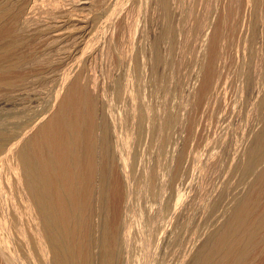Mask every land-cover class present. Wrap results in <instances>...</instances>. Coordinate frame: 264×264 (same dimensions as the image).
<instances>
[{
    "label": "bare ground",
    "instance_id": "bare-ground-1",
    "mask_svg": "<svg viewBox=\"0 0 264 264\" xmlns=\"http://www.w3.org/2000/svg\"><path fill=\"white\" fill-rule=\"evenodd\" d=\"M43 1L44 0H42V3ZM49 1L47 0L46 2L49 3ZM54 1L56 0H53V2ZM152 1V4L156 6L155 8H157L156 10L159 13V19L161 17L163 20V31L160 29L162 32V37L159 36L161 37L160 40L163 41L164 39V42L166 40V44H169L168 48L166 50L163 49V51L161 49L162 46L160 48L158 47L160 46L157 45L159 43H155V46L152 45L154 42H151L152 44L149 43L150 40L153 41V38L149 39L148 37L149 44L145 45L146 43H144L145 47L142 44L141 46L143 49H139L141 47L139 46V50L136 51L137 48L134 47H136L137 42H134V40L135 38L140 39L139 35V37L135 36L137 32H141L140 29L138 31V28H140L141 25L140 27L134 24L131 25L132 22L129 23L131 26L128 25V27H130L126 28V33L121 32V34H119L118 31H115V33L118 34H114L116 35L114 36L113 29L111 30L113 31L112 34H108L107 31L106 33L103 32L102 34L101 32H98V29L95 25L92 27L85 26L80 28H76L75 26L74 28L72 23H70L72 26H66L65 24L67 21L70 22L68 19H71L73 16V18H75L76 13L74 15V13H72L73 11H70L71 13L69 15H73L71 18H69L68 12L64 11L65 9H61L62 6L58 8L59 11H56L58 13H56L54 10L53 12L55 13H53L51 8L50 10L52 13L50 17L46 15L48 18L43 14L41 15V19L40 17L37 18L39 16H37V14H39L37 9H40L38 8L39 5L40 7L43 4L44 6L47 5L46 2L41 4V0H17L15 2L16 4H12V6L7 4L5 0L7 5H0V101H5L8 98H12V100H14V98L24 95L22 92L25 90L24 88H26V82L28 84V79L35 77L36 72L34 73V70L36 69L37 65L38 68H41V64H43L47 68L51 67L52 69V66L61 60V57L57 58V55H59V53L61 54V52H63L62 54L64 56L67 54L65 51H62L61 48L60 50L58 49V42L61 43L64 40L63 42L65 44V39L70 36V39L73 37L77 43V45L74 44V46H76L74 50H77L78 46L80 49L84 46V40L87 36L89 38H87L88 40L86 42L91 43V48H93L95 44L96 48L98 45L102 46L103 49L99 46L98 47L100 50H103V52L105 49H109L111 52H108V54L111 53L110 59L112 60L110 64L111 67L108 66L111 69L110 72L102 71V74L100 70L99 72L101 73L99 74L98 72V75H101V78L99 79V76L96 77L97 70L94 71V67L92 68V71L95 73V75H92L87 69L88 67L82 63L83 57L86 58L87 55L84 56L81 54L83 57L80 56V58H82L80 61V58L76 59L79 56L75 52L77 55H75L73 59L75 58L77 61H75V59L72 60L75 62L74 65L71 63L73 66H70L67 64L68 62H65L69 67L65 65V67H68V69L62 68L65 71L67 70V72L64 71V75L62 74L63 72L61 74L63 77L66 76L68 80L65 86H63L60 92H58L56 95V105L55 110L53 111L54 113H52L51 116L49 115L47 118L44 117L45 120L43 118L40 119V121L38 120V122L36 121L37 123L34 122L35 126L30 129V134H28V131L26 130L25 133L20 135H12L0 131V257L3 258L5 264H25L22 263L20 252L13 246V231H16L20 241L24 242V250L27 248V253L24 251L25 256L27 254L28 256L32 257V251H34L33 248L35 247L37 250L35 252L39 253L38 255H40L39 257L41 258L42 264H122L121 262L123 255L120 250V241L122 238V233L124 232L122 224L125 211L123 206L125 186L121 180L126 177L127 165L130 161V157L125 155V149L127 148L129 141L136 137L134 134L137 130L140 132L138 135H141L144 140H152L153 138L151 139V137H153L155 134L163 137V133L171 129H179V133L181 135L182 133L184 134V132H187V140L190 143H193L197 137V134L201 128V125H199L200 122L198 123L196 119L198 118L197 116L196 118H189L190 120H188L187 115L185 116L184 114L181 115L178 113L179 118H177L176 115L170 116L166 110L164 111L165 108L158 116H156L154 112L156 118H154L152 115L153 107L151 105L152 102L150 98L152 97V94L160 95V93L163 94V92L165 94L168 81V78L166 80V71L169 67L168 64L169 61H171V56H174L173 50L175 48L173 49V46L175 45L177 48L179 45L178 42H180V44L182 42L178 41V45H176L175 42L179 39L182 40L184 37L186 38V35L189 37L188 33H191L183 30V19L179 18L180 14L178 15L177 13H174L176 11L172 7L171 1L173 0ZM53 2L51 3L53 4ZM58 2H56L57 4H55V6H51L58 7L60 4ZM246 2V6H250V10H252L253 15L259 17L261 15V0H247ZM85 3L88 2L85 1L84 4ZM63 5L66 6L65 4ZM170 5L172 8H170ZM127 6H129V4ZM43 10L44 7L42 11ZM139 10L140 11L137 14L140 15L142 10ZM42 11L40 12L42 13ZM46 12L44 14H49ZM42 16H45L46 18L43 17L44 19L42 20ZM139 17L142 18L144 16L142 15ZM144 19L147 20V18H143L142 20ZM251 19H253V17ZM78 21L84 22V20L80 19H78L77 22ZM174 22H176V26L173 25ZM85 23L87 22H84V25ZM156 23L158 22L156 21ZM140 24H142L141 21ZM194 24L198 23L195 22ZM199 24L198 27H194L192 24L194 29L191 27L190 29L194 30L193 33H195L196 37L200 39V42H202L199 47V50H201L204 45H206V40L204 38L207 39L209 37H207V35H209L207 34V31L211 28V24L209 18H205L202 23ZM188 25L189 24H187L186 27H188ZM151 26L152 25L148 26L146 30H149V27L151 29ZM252 28L255 29L256 27L254 28V26H251V29ZM258 28L259 35H254V32H250L252 33V35L248 36L250 38L247 37L248 40H244L245 47L243 46L244 50L240 54L243 57H241L240 60H238L239 58L237 59L240 61L239 64L241 69V73L239 71V75H237L238 78L235 77L241 81V86L239 85L241 89L238 91V87L237 91L241 92L239 95L244 92L248 93L246 96L238 95V97L243 99V103L246 105V108H248V110L245 109V111H248L247 113L244 111L242 112V114L244 113L243 117L245 118V122L244 124L242 123L243 134L240 136L243 140H238V143L241 142V144L237 146V149L234 147L235 150L231 149L232 145L231 147L227 145L228 149L230 148L234 152L233 154L229 153L232 155L229 157L232 160L230 163L231 165L229 164V169L226 170V173L233 175V177L237 178V180L234 178L236 182H233L231 185L235 186L233 190H230V185H228V179H230V176H228L226 178L227 183L225 184V190L222 189V193L218 194V196L215 194L216 198L214 197V200L209 203V211H216L219 209L218 207L220 205L227 206L228 210L226 214L219 211L220 214H218L217 222H215L216 225L214 224V229L206 231L208 235L203 239L202 242L200 241L201 244L196 247L193 245L195 247L193 248L194 250L186 254V261H188V264H250L249 261L251 260L249 259L252 257V255H254V251H259L258 257L263 254L261 252L264 250V198L262 199L261 193L264 183V57L262 61L263 63L260 64V66L258 65V61L257 64H254L256 61H253V57L256 58L257 56V54L254 56V53H256L255 50L258 49L253 48V42L255 40L253 37L258 36V41L261 44L262 55H264V27L262 24L261 26L258 24ZM258 28H256V30H258ZM122 29L126 30L125 27H122ZM147 31L146 34H144L146 36L147 33L148 35L150 33ZM142 32L144 33L143 30ZM236 33L237 32L235 30L227 31L226 29L222 32V34H220L223 36V38L226 35H231L232 38H235ZM241 33L242 31L240 34ZM240 34H237V36L239 38L241 37L242 40L243 34L242 36ZM42 35H44V38H46L45 36L49 38V35H53V38H49V40L46 42L43 41V49L41 48V45L38 49V43L36 41H38L39 37ZM141 35L142 40L144 37L143 34ZM150 36L152 37L153 35ZM246 36L247 33L244 35V37ZM202 38L205 40V43ZM217 38L219 39L212 37L211 43L209 42L210 39L208 41L212 45V49L209 47L210 44L207 43L209 44L208 49L211 50V53L206 50L210 53L208 54L209 65H206L208 66V68L206 67L208 70H205V67V71L202 70L203 67L201 66L203 63H201V66L200 63H198V66H200L202 69L196 68L198 67L196 65V62L199 59L198 56L195 62L196 64L194 63L196 66L194 67L197 70L194 68L196 71L193 75L199 77L201 75L200 73L203 74L204 71L203 80L200 84L201 89L199 91V94L203 95L204 100L201 101V98L198 99V104H196V106H199V109L201 110L208 109V111L206 110V113L202 111L205 114L211 110H209L210 107L212 108L216 106L215 110L220 109L219 106L217 108L216 104L217 100L219 99L218 97L221 93H223L222 90L224 91L223 86H225L224 84H226V82L223 83L224 80L222 79L225 74L224 71L226 65H228L227 63L230 62V60L227 62V59L221 55L223 51L222 49L226 47V43H224V45L222 43L223 41H220V37ZM184 39L183 42L185 41ZM199 39L198 43H200ZM155 40L157 42L159 39ZM227 41L229 42V40ZM218 42H221L224 45L222 49L221 46L220 48L219 46H215L218 45ZM134 43H136L135 46ZM36 44L38 50L42 49V54L40 53L41 51H36ZM71 44L73 45V43ZM233 44L234 43L232 41V45ZM69 45H66L65 47H68ZM68 48H66V50ZM85 48L84 51L87 49ZM96 48L93 49L96 50ZM88 49L84 53H87ZM68 50L72 53L70 49ZM95 50L90 51L91 53L92 51L94 53ZM206 51L205 53H207ZM223 52L225 53V50ZM38 53H40L41 56H39ZM93 53L91 56H93ZM99 54L100 53L98 52V56H100ZM69 55L71 54L66 56L71 58ZM94 56L96 58L97 54ZM64 58L66 59V57ZM85 58L84 61L86 60ZM202 59L205 58L202 57ZM62 60L59 62H62ZM106 60L109 62L108 59ZM94 62L96 64L97 61L94 60ZM95 64L94 66H96ZM170 64L172 70L173 68L175 69V67H172V62ZM173 66L175 65L173 64ZM30 69H34L33 72L29 71V75L25 74L27 73V70ZM101 69L104 70L103 67ZM23 71L26 72L23 73ZM40 71L42 72V70ZM172 73L173 72L170 73V76ZM227 76H224V79L226 78L225 80L229 79V76ZM238 81L236 82L238 83ZM193 82L194 81H192V83ZM169 85H171L172 90L174 91L178 89L179 91L182 90L181 96L184 99V104L185 102H189L191 97L192 99L197 97V95H194L195 97L192 96L194 91H196L195 89L193 91V88L192 90L190 88V91L186 92L187 89L185 88L186 90H183V86L180 87L179 84L174 85L169 83L168 87ZM188 86H191V84ZM226 88L228 89V86ZM168 94L170 96V93ZM112 98H114V101L116 99L118 104H120V107L117 111L118 113H116L115 116L112 115V113L109 114V112L107 113V111H105L108 109L109 105L112 104ZM196 106L193 107H195L197 111ZM233 106L236 105L234 104ZM215 110L213 109L212 113L215 112ZM234 111L236 112L237 110ZM215 113H213V116ZM192 114H194V112H192ZM211 114L209 112L210 116ZM240 117H242V115ZM204 118L205 117L203 116V119ZM215 118L216 116H214V119ZM244 118L242 119L243 121ZM199 119L202 118L199 116ZM212 120L209 122L211 123ZM137 127L138 129L136 130ZM132 130H134V133ZM174 130L171 133H173ZM120 133L122 136H120L121 138L119 137ZM110 134H112V138L110 137ZM174 134L175 133H173V135ZM169 135L167 133V136ZM157 138L158 137H156V139ZM164 139H166L165 134ZM164 139L161 142L162 144L167 142ZM179 139L176 143L174 142V145L173 143L171 144L175 147L179 146ZM137 140H139V138ZM202 140L204 139L202 138ZM159 141H161V139H159ZM164 141L166 142L164 143ZM229 150L228 152L231 151ZM177 152L178 151L176 148L173 149L169 158V161L171 162V169L169 168L170 171H167V174H172V176L170 175L172 181H175L180 177L181 171L187 170H182V168H184L183 166H185V163L183 165L185 159L184 153L181 152V154L177 157L179 154ZM154 168L155 167H153V169ZM116 169L118 170L119 174L116 173ZM150 171L151 169L149 170V168H145L143 171V176L147 178V184H151L153 179V177L150 179ZM164 172L166 171L164 170ZM168 175L166 178H168ZM159 178L161 180L166 179L164 173L163 175H160ZM177 188L178 185L176 189ZM108 191H111V195ZM107 192L111 196L108 198L110 199L109 202H111L110 207H107ZM179 198V190L177 189V201L174 204L175 210H177L176 208L179 206ZM206 209L207 208L205 207V210ZM153 219L155 221V217L151 215L144 220V223L150 226L153 223ZM207 224L209 223L207 222ZM174 245L179 252L180 247L182 246L181 243L176 242ZM179 254L181 255L182 253ZM183 258L186 259L185 255Z\"/></svg>",
    "mask_w": 264,
    "mask_h": 264
},
{
    "label": "rangeland",
    "instance_id": "rangeland-1",
    "mask_svg": "<svg viewBox=\"0 0 264 264\" xmlns=\"http://www.w3.org/2000/svg\"><path fill=\"white\" fill-rule=\"evenodd\" d=\"M1 1H3V2H1ZM16 1L17 0H6L7 4H10L11 6H12V4L15 5ZM44 1H43V3H45L47 0L45 2ZM74 1L73 0H56L53 2V0H52V1H49V3L46 2L47 5L45 4L46 6H44V4L42 3V0H41V4H43V5H41V7L39 5L38 8H40L41 10L40 9L39 10L42 11V9L44 7V10L41 13L37 9V11L39 13V14L36 13L37 16L39 15L37 18L40 17V19H41L42 14L50 17L53 10L55 12L59 11L58 8H60V6H62L61 9H63V10L65 9L64 11L68 12L69 18H71L73 15V14L69 15L72 11H73L72 13H74V15L76 13V16L79 17L78 18L75 16V18H73L74 17L73 16L71 18L74 20L75 23L73 22V20L68 19V20H70V22L67 21V23L65 24L66 26L67 25L68 26L73 25L74 28H75V26H76V28H80V27H85V26L86 27H92L93 25H95L96 28L98 29V32H101L103 34V32L106 33V31H107L108 34H112L114 31L113 35L114 34L117 35L118 33L121 34V32L123 33L125 31H127L126 28L128 27V25H130L129 23L132 22L131 25L134 24V25H137L138 27H140V25H141V27L138 28V31H139V29L141 32H142V30L144 31V33L143 32L142 33L141 32L136 33L135 37L140 36V39L135 38V40H134V42H137V45H136V43H134V46L136 45V47H134V48H137L136 51L141 49V48L143 49V47L141 46L142 44L145 47V45H147L151 42H154L153 44L151 43L152 45H154L155 43L156 44L159 43V44H157V45H160V46H158L159 48L161 46L162 47L164 46L165 48L161 47L162 51H163V49L166 50L168 48L169 44H166L167 43L166 40H165V42H164V39H163V41L160 40L162 37L161 36V34H162L161 30L163 29V20L161 19V17H160L161 20L159 19V13L156 10L157 8H155L156 6H154L152 4V2H153L152 0H151L152 2L150 0H127V1L126 0H80V1L74 0ZM85 1L88 3L84 4ZM246 1L245 0H194V1L193 0H173V1H171L173 9L176 11L174 13H177L178 15L180 14L179 18L183 19L182 25L185 26V27L183 26V30L191 32L194 35L187 32L189 34V37H187L188 35H186L187 39L185 37H184L185 39L182 37L185 40L184 42H183V39L182 40L179 39L175 42L176 45H178V44L179 45L177 48L175 45L173 46V49L175 48L173 50L174 56L173 57L171 56V61H169V64H168L169 70L167 68V71H166V75H167L166 80L168 78V81H167L165 94H164V92H163V94L160 93V95L159 94L158 95L152 94L151 95L152 99L150 98V100L152 102L151 105L153 107V109H152L153 114L152 115L154 118H156V116H158L160 114V112L165 108L164 111L166 110V112L170 116L176 115L177 118H179V114H181V115L184 114L185 116L187 115L188 120H190L191 118H194V117L196 118V116H197L198 118H196V119H197L198 123L200 122L199 125H201L200 131H199L200 135L198 133L194 142L193 143L191 142L192 145L194 144L192 146L191 143L188 142V140H187V136H188L187 132H184V134L182 133V135H181L179 133L180 132L179 129H176V130L171 129V130L166 131L168 133V135L170 134L169 135L170 137L167 136V133L165 132V133H163V137H160V135L155 134L154 136L158 137L157 139H156V137L153 136V137H151V139L153 138L152 140H144L143 137H141V135H138V134H140V132L137 130L138 127L136 128L137 131L135 132L134 135L137 138L134 136L135 138L134 139L132 138V140L129 141V144L127 145V148L125 149V155H127V157H130L129 158L130 161L128 162V165H127L126 177H124V179L121 180V182H123L124 186H125V195L123 196L124 197L123 206H124L125 211H124V216H123L124 220H123V224H122V226L124 228V232L122 233V238L120 241V250H121V253L123 255L122 256V262H121L122 264H182L183 261H184L183 264H185V263L188 264V261H186L187 260L186 254L190 253L191 251L194 250L193 248H195L196 246H199L201 244L203 239L208 235L206 231H208L210 229H214V224L216 225L215 222H217L218 214H220V212L226 214V212L228 210L227 206H223V205L221 206L220 205L218 207L219 209H217L216 211H209L208 205H209V203H211L214 200V197L216 198V195L218 196V194L222 193V189L225 190V188H226L225 184L227 183L226 178L228 176H230L229 177L230 179H228V181H229L228 185H230L229 186L230 190L234 189L235 185H231V184L233 182L235 183L237 180V178L233 177V175L226 173L227 172L226 170H228L230 167L229 164L231 163L232 159H230L229 157L232 156L231 154H233V152H234L233 150H235L234 147H236V149H237V146H239L241 144V142L240 143H238V142L243 140V139H241L242 137L240 136L243 134V132H242L243 124L245 122V118L243 117L244 113L242 114V112L243 111L245 113L248 112V111H245V109L248 110V108H246V105L243 103V99L238 97L239 93H241V92H238L241 89V87H239V85L241 86V84H240L241 81L239 79H237L238 78L237 75H239V71L241 73L240 64H239L240 61H238V60H240L241 57H243L240 54L244 50V47H245V41L244 40H246V39L248 40V38H250L248 36L252 35V33H250V32H254L253 33L254 35L255 34L259 35L258 34V32H259L258 24H259V26H261V24H262V26L264 27V25H263L264 24V4H263L264 0H261V4H262L261 5V15L259 17H256L255 15H253L252 10H250L251 9L250 6L249 5L246 6V4H247ZM0 2L2 3V4L0 3V5H7L5 0H0ZM51 2H53V4ZM56 2L60 3L58 5V7L57 6H56L57 8L52 7L51 5L55 6V4H57ZM225 2H227V3H225ZM73 3H75V4H73ZM116 3H118V4H116ZM195 3H197V4H195ZM38 4H39V2H38ZM63 4H65L66 6H64ZM128 4H129V6H127ZM119 6H120V8H119ZM141 7H144V8H141ZM172 7L170 5V8H172ZM51 8H52V12L50 10ZM114 9H115V11H114ZM139 9L142 10V12H140V15L137 14L140 11ZM48 11H50V12H48ZM212 11H213V13H212ZM262 11H263V13H262ZM45 12L49 13V14H44ZM55 12H53V13H55ZM56 13H58V12H56ZM246 13H247V15H246ZM142 15L144 17H142V18L139 17ZM45 16H42V20L44 19L43 17H45ZM137 16H138V18H137ZM189 16H190V18H189ZM98 17H100V18H98ZM225 17H227V18H225ZM252 17H253V19H251ZM135 18H136V20H135ZM143 18H147V20H145V19L142 20ZM187 18H189V19H187ZM205 18H209L211 28L207 31L208 32L207 34H209V35H207V37L208 36L209 37L207 39L204 38L206 40V43H205V40L202 38L206 45H204V47L201 50H199L200 49L199 47H200L202 42H200V39L196 37L195 33H193L194 30H191L190 27L193 29L195 26L198 27L200 25L199 23H202V21ZM255 18H256V20H255ZM78 19L84 20V22H87V23H85V25H84V22H81V21L77 22ZM134 20H135V22H134ZM140 21L142 24L144 22V24L143 25L140 24ZM156 21L158 23H156ZM245 21H246V23H245ZM195 22L198 23L199 25L194 24ZM70 23H72V25ZM96 23H99L100 26H99V24H96ZM175 23L176 22H174L173 25L176 26ZM87 24H88V26H87ZM187 24H189L188 25L189 28L186 27ZM190 24H191V26H190ZM192 24L194 25V27ZM112 25H114V26H112ZM150 25H152L151 29L149 27L150 31L148 29H147L148 30L147 31L146 28H148V26H150ZM121 26L125 27L126 30H123ZM142 26H145V27H142ZM251 26L252 27L254 26V28L255 27L258 28V30H256V28L251 29ZM73 27H71V28H73ZM103 27L106 29H104ZM160 27H162V28H160ZM142 28H144V29H142ZM222 28L223 29L225 28L224 30L227 29V31L228 30L229 31L235 30L237 32L235 35L236 37L235 38L233 37L234 38L233 39L231 35L230 36L226 35L223 38V36H221L222 32L224 31ZM112 29H113V31H111ZM189 30H191V31H189ZM115 31L116 32L118 31V33H115ZM146 31L150 32L149 35L147 33V36L144 35V34H146ZM241 31H242V33L240 34ZM255 31H257V32H255ZM156 33H157V35L159 33V35L157 36ZM187 33H185V34H187ZM246 33H247V36L244 37V35ZM141 34H143V37H144V38H142V40H141V37H142ZM237 34H240L241 36L243 34V36H242L243 39L241 40V37L239 38L237 36ZM116 35H114V36H116ZM150 35H153V36L151 37ZM49 36H50L49 37L50 39L53 38L52 37L53 35H49ZM73 36H74V34H73ZM159 36H161V37H159ZM45 37L46 38H44V35H42L39 37L38 41H36L38 43V49H39L40 45H41V48L43 49V45H44L43 41L46 42L49 40V38L47 36H45ZM70 37L65 39V44L68 43L66 45L73 43V45L71 44L72 46L71 45L68 46V47L71 46L70 48L65 47L66 45L63 42L64 40L61 43L58 42L59 45L57 44L59 47L58 48L59 50L61 48L62 51H65V53H67L66 55L71 54V55H69V56H71V58H69L66 55L64 56L62 54L63 52L60 51L61 54L58 52L59 55H57V58L61 57L60 59L62 60L64 57H66V59L64 58L62 60L63 64H62V62H59L61 60L58 61L63 66L57 62L58 65L56 63L54 66H52L53 68L51 69V67L47 68L46 66L41 64V68L40 67L38 68V65H37L36 69L34 68L35 70L34 69L27 70V73H25L26 71H23V73L29 75L30 72H33V70H34V73L36 72L37 74H40V75H37L35 73L34 78L28 79L29 83L27 84V82H26V85H25L26 88H24L25 93L23 91L22 93L24 95H22L21 97H18V98L13 97L14 100H12V98L11 99L8 98L9 100L6 99L5 101H0V131L1 132H6V133H9L12 135H20V134L28 131V134H30L31 133L30 129L35 126L34 122L37 123L38 120L40 121V119H43L44 117L47 118L49 115L51 116L52 113H54L53 111L55 110V105H56V102H55L56 95L58 94V92H60V90L63 88V86H65V84L68 80L66 76L63 77V75L65 74L64 73L65 70H63V69L64 68L68 69V67H69L68 65H70V66L72 64L74 65L75 62H73L72 60L75 59V58L73 59V57H75V55L78 54V56H79L76 59H79L80 56H82L81 54H83L84 56L87 55L86 58L82 56L83 59L80 58V61L82 59V61H83L82 63L88 67V68L87 67L86 68L89 70V72L92 75H95V73L92 71L93 70L92 68L94 67L95 68L94 71L97 70L96 71V77L99 76V79L101 78V75H98V72L100 70H101V72L102 71L110 72V70H111L110 64H111L112 60L110 59L111 53L108 54V52H111L109 49H105L103 52V50H100V48H102V46L98 45L100 48L98 46L96 48L95 47L96 45L94 44L93 48H96V50H97V52H96L95 49L91 48L92 47L91 43L86 42L88 40L87 38H89L86 36V39L84 40V46L81 47V49L78 46L77 47L78 51H77V50H74L76 47V46H74V44L77 45L76 40H74L73 37L70 39ZM147 37L149 39L153 38V41L150 40V42L148 43L149 39ZM212 37H215L216 39H219L217 37H220V41L222 40L223 42L222 41L221 42L223 44L226 43V45L224 44L226 46L224 48H223L224 45L221 42H218V45H215V46H219V48L221 46V49L223 48L222 50L223 51L225 50V53L223 51L221 53L222 57H225L227 59V62H229L228 60H230V62H231V63L229 62L230 64L227 63L228 65H226V68L224 71V73H225L224 76L228 75L229 77L228 76L227 77L229 79L225 80L226 78L224 79V76L222 79V80H224L223 83L226 82V84H224V85L226 87L228 86V89L225 86H223L224 91L222 90L223 93H221L220 96L218 97L219 101L217 100V104H216L217 108L219 106L220 109L218 110L216 108L217 110H215L216 106L209 108V110L211 109L209 111L210 114L212 113L213 109L215 110V112L217 111L216 113L213 112V113H215L214 116H216V118H215L216 122H215L213 113L211 114V116L209 115V112H207V114H205L206 110L208 111V109L201 110V109H199V106H196V104H198V99L201 98V101L204 100L203 95L199 94L200 93L199 91L201 89L200 84L202 83V80H203L204 71L208 70L207 69L208 66H206V65H209V62H208L209 61V59H208L209 55L208 54L211 53V50H209L208 48L210 47V49H212L211 48L212 45L210 44ZM228 37H230V38H228ZM253 38L255 39L253 42L254 43L253 48L258 49V50L254 49L256 51V53H254V56H256L255 54H257V56H256V58L253 57L254 58L253 61H256V62H254V64H257L259 62L258 65L260 66V64L263 63L262 61H263L264 55H262L261 44L258 41V36L253 37ZM155 39H159L158 40L159 42L158 41L156 42ZM198 39H199L200 43H198ZM209 39H210V41H209ZM227 40H229V42ZM39 41H41V42H39ZM73 41H75V42H73ZM141 41H142V43H141ZM145 41H147V42H145ZM178 41H181L182 45ZM232 41L234 43L233 44L234 46L232 45ZM177 42H178V44H177ZM85 43H87V44H85ZM138 43L139 44L141 43V44L139 45ZM144 43H146V44L144 45ZM207 43L210 44L209 47H208L209 44H207ZM216 44H217V40H216ZM63 45H65V46H63ZM85 46L87 49L90 48V49H88L89 53H91L90 50H95L94 53L95 52L96 53L94 54L92 51L93 56H91L92 53L91 54H89L88 52L84 53L85 51H87ZM139 46H141V47L139 48ZM35 48H36L37 52L42 50V49H40V50L37 49V44H36ZM66 48L70 49L72 51V53L68 49H67L68 50L67 51ZM72 48H73V50H72ZM84 48L86 49L85 51H84ZM206 50H208L210 53L207 52ZM82 51H83V53H82ZM100 51L102 52V54ZM202 51H204V52H202ZM205 51L207 53H205ZM68 52H70V53H68ZM98 52L100 53L99 54L100 56H98ZM40 53L42 54V51ZM40 53H38L39 56H41ZM235 53H236V55L238 54L237 56H239V57H237L235 55ZM96 54H97V57L95 58L94 55H96ZM164 54H165V51H164ZM60 55H62V56H60ZM89 55H90V57H89ZM259 55H261V56H259ZM197 56L199 58L198 60H197ZM205 56H207V57H205ZM92 57H94V58H92ZM105 57H106V59H108L109 62H107ZM202 57H204L205 59H202ZM67 58H68V60H67ZM84 58L86 59L85 61H84ZM76 59H75V61H77ZM93 59L95 61H97L98 63L96 62V64H95ZM196 60H197V62H196ZM70 61H72V62H70ZM105 61H106V63H105ZM65 62L66 63L68 62L67 63L68 65H66ZM69 62H70V64H69ZM171 62H172V67H175V69L173 68V70L171 68V64H170ZM194 63L197 66L199 65L198 63H200V66L202 65L201 63H203V65H205V66L202 65L201 66V67H203V69H202L200 66L196 67ZM94 64L96 66H94ZM173 64L175 66H173ZM42 65H43V67H42ZM65 65L68 67L66 68ZM55 66H57L58 68ZM97 66L99 67V70H98ZM108 66H110V67H108ZM194 66L196 68L202 69V70H204V67L205 68L207 67V68L203 71V74L200 73L201 75L199 74L200 76L196 77L195 75H193L195 73V71L197 70ZM54 67H55V69H54ZM102 67L104 68V70L101 69ZM188 68L191 70H189ZM37 69H38V72H37ZM57 69H58V71H57ZM40 70H42V72ZM65 72H67V70ZM101 72H99V74ZM169 72L170 73L173 72L171 76H170ZM102 74H103V72H102ZM172 77L174 78V80ZM235 77H237V78H235ZM192 81H194V82L196 81V82L192 83ZM197 81H198V84H197ZM236 81H238L239 84ZM31 82H33V83H31ZM169 83L174 84V85L179 84L180 87L183 86L184 89L183 88L182 89L183 90L187 89L186 92L190 91V88H191V90L193 88V91L195 89L196 91H194L192 96L197 95V97L194 96L195 98H193L196 100H193L191 97V99H189V102H187L188 104L186 102L184 104V99L181 96L182 90L179 91L178 88H177L178 90H176V91L172 90L171 85H169V87H168ZM189 84H191V86H188ZM229 88H231V89H229ZM237 88L239 89L238 91H237ZM173 92L174 93L176 92V93L174 94ZM224 92H226V93H224ZM166 93L167 94L170 93V96H169V94L167 95ZM247 94L248 93L244 92V93L240 94L239 96H241V95L246 96ZM173 95H175V96H173ZM166 96H167V98H166ZM241 99H242V101H241ZM115 101H116V99H115ZM115 101H114V98H112V100H111L112 104L109 105L107 110H105V111H107V113L108 112H109V114L112 113V115H114V116L116 113H118L117 111L120 107V104H118V102L117 101L115 102ZM190 101H191V103H190ZM234 104L236 106H233ZM243 104H244V106H243ZM193 106L197 107L198 113L196 111V108ZM154 107L157 109H155ZM159 107L161 108V110ZM235 107H236V109H235ZM242 108H244V109H242ZM189 109H192V110H189ZM232 109L237 110V111L235 112ZM157 110H159V111H157ZM202 111L205 113H203ZM238 111H239V113H238ZM154 112H155L156 116L154 115ZM192 112H194V114H192ZM241 115H242V117H240ZM199 116L202 119H199ZM203 116L205 117L204 119H203ZM245 116H246V114H245ZM210 118H212L214 120H212ZM243 118H244V121L242 120ZM209 119L213 121V122L211 121L212 124L209 122L210 121ZM44 120H45V118H44ZM210 124H211V126H210ZM205 125H206V127H205ZM209 128H211V129H209ZM173 130H174L173 133H175L174 134L175 136L173 135V133H171ZM132 131L134 133V130H132ZM203 131H204V133H203ZM121 133H123V132H121ZM121 133L119 134V137L121 136ZM124 133H125V131H124ZM136 133H137V135H136ZM176 133H177V135H176ZM164 134H165L166 139H164ZM172 136H173V138L175 137L174 138L175 140L172 138ZM177 136H179V137L181 136L182 139H181V137L179 139V137H177ZM229 136H230V139H229ZM110 137L112 138V134H110ZM138 138H139L140 142H139V140H137ZM177 138L179 139L180 145L175 147L173 145L178 141ZM202 138L204 140H202ZM159 139H161V141H159ZM163 139L166 140L168 143L166 141H164V143L165 142L166 143L162 144L161 142ZM239 139H241V140H239ZM180 140H182V141H180ZM235 142H236V144H235ZM171 143H173V145ZM219 143L222 145H220ZM234 144H235V146H234ZM162 145H163V147H162ZM227 145L229 147H231V145H232L231 149H233V150H231L229 148L231 150L230 151L228 149ZM175 148L178 151L177 153H179L177 155V157L181 154V152L184 153V157L186 160L184 159L183 165L185 163V166H183L184 168H182V170L187 169L186 170L187 172L181 171L180 177L181 176L182 177L181 178L179 177L178 178L179 180L177 179L175 181H172V179H171L172 174H170L171 175L170 176L167 173L171 169L170 168L171 162L169 161V158L172 154V150ZM228 150L230 152H228ZM229 153H231V154H229ZM166 158H168V159H166ZM228 158H229V160H228ZM191 159H192V162H191ZM157 162H159V163H157ZM153 167H155V168L153 169ZM159 167H160V169H159ZM145 168H149V170L151 169L150 172L151 173L153 172L152 173L153 175L150 173V179L153 177L151 184H147V178L145 176H143V171ZM166 169H168V170H166ZM164 170L166 172H164ZM157 172H159V173H157ZM116 173L119 174L117 169H116ZM163 173H164L165 178L167 177V175H168V178L161 180L159 178V176L163 175ZM169 176H170V179H169ZM231 177H232L233 181H232ZM230 180H231V182H230ZM177 185H178L177 189L179 190V197H180L179 200L180 201L178 200L179 206L176 208L177 210H175L174 204L177 201V199H176V191H177L176 187H177ZM220 190H221V192H220ZM108 192L111 195V191H108ZM108 192H107V200H108V202H107L108 206L107 207H110L111 202H109L110 199H108V198H110L111 196L108 194ZM234 192H235V190H234ZM263 193H264V183H263V189H262V193H261L262 199L264 198ZM205 207L207 208L206 210H205ZM213 212H214V214H213ZM210 213H212V214H210ZM216 213H217V215H216ZM151 215L153 217H155V221L153 219V223L150 226H148V224L144 223V220L147 219ZM203 216H205V217H203ZM206 221L210 225L207 224ZM13 234H14L13 246H14V248H16V250H18L20 252L21 257H22V263H25V264H42L41 258L39 257L40 255H38L39 253L35 252V251H37L35 249V247L32 246V247H34L33 248L34 251H32V257H30L26 254V256L29 257V258H27L25 256V253H27V248H26V250H24L25 249L24 242L20 241L18 233L16 231H13ZM188 234H190V235H188ZM198 237H199V239H198ZM197 241H198V243H197ZM176 242L177 243L180 242L182 245L180 247L179 252L174 245ZM195 243H196V245H195ZM172 245H174V246H172ZM24 251H25V253H24ZM256 252H257V254H256ZM258 252L259 251H257V250L254 251V255H252V257H250V259H249V260H251V261H249L250 264H264V250H263V252H261L263 254H261L260 257H258L259 256ZM179 253H182V254L180 255ZM184 255H185L186 259L183 258ZM2 263H4V260L2 257H0V264H2Z\"/></svg>",
    "mask_w": 264,
    "mask_h": 264
}]
</instances>
